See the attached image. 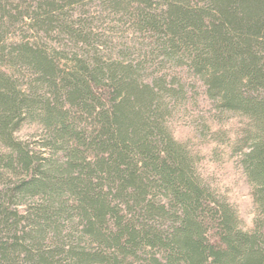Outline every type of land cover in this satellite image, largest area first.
<instances>
[{
    "label": "trees",
    "instance_id": "16d2710c",
    "mask_svg": "<svg viewBox=\"0 0 264 264\" xmlns=\"http://www.w3.org/2000/svg\"><path fill=\"white\" fill-rule=\"evenodd\" d=\"M0 264H264V0H0Z\"/></svg>",
    "mask_w": 264,
    "mask_h": 264
},
{
    "label": "rangeland",
    "instance_id": "374dc122",
    "mask_svg": "<svg viewBox=\"0 0 264 264\" xmlns=\"http://www.w3.org/2000/svg\"><path fill=\"white\" fill-rule=\"evenodd\" d=\"M179 126V137L187 139L192 136L193 128L188 126L186 122H182ZM35 134L33 130H25L22 136L31 138ZM208 175H210L220 188L230 194L232 201L240 207L242 215L246 220L248 227H254L255 221V202L252 196L251 188L247 184L245 178L236 169L233 163L224 166L215 164L212 161L205 164Z\"/></svg>",
    "mask_w": 264,
    "mask_h": 264
}]
</instances>
